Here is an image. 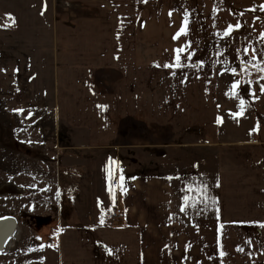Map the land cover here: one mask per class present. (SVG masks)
Instances as JSON below:
<instances>
[{
	"label": "crops",
	"instance_id": "0c3cea01",
	"mask_svg": "<svg viewBox=\"0 0 264 264\" xmlns=\"http://www.w3.org/2000/svg\"><path fill=\"white\" fill-rule=\"evenodd\" d=\"M117 1L115 54L119 64L175 66L176 50L184 49L179 54L180 66H201L200 71L192 77L167 68L163 75L150 73V80L180 81L181 87L172 89L167 83L165 89L151 90L150 102L121 103L117 142L101 137L103 132L92 126L87 144L65 146L75 152L82 148L92 152L91 187L72 186L75 193H91V207L83 217L75 202L77 196L78 200L82 197L72 196L68 211L61 206L53 219L58 222L56 233L42 234V247L33 242L29 250L9 248L23 230V222L16 216L17 234L0 250V264H20L14 255L32 259V264H45L52 257L47 248L56 246L57 264H264V118L260 115L264 112L260 88L264 79L252 80L249 90L237 91L247 97L243 111L250 113L244 135L223 130L226 123L221 112L239 110L222 108L219 98L208 103L205 85L207 65H213L209 78L217 84L218 66L264 64V0ZM69 2V11L64 12L60 5L55 10L58 30L72 33L76 39L80 19L91 18L81 26L83 32L107 31L103 17L110 4L105 0ZM77 3L81 9L76 8ZM64 16L74 24H60ZM163 18L165 23H159ZM191 18H196V25ZM92 40L85 63H95L94 50L114 48ZM75 45L61 40L57 33L55 62L81 63L63 55L71 54L65 49ZM190 80L202 81L204 86L192 90ZM216 86L210 96H218ZM191 96L196 99L191 101ZM70 113L75 126L79 125L83 119L79 106L73 105ZM73 114L81 117L76 120ZM218 118H222L219 123ZM206 145L214 146L212 158L201 152ZM98 149L123 150L126 167L117 176V185L115 176L110 187L99 184L97 167L102 154H96ZM117 206L123 208V216L115 225L110 216ZM34 216L25 218L30 221L28 226L36 220Z\"/></svg>",
	"mask_w": 264,
	"mask_h": 264
},
{
	"label": "rangeland",
	"instance_id": "374dc122",
	"mask_svg": "<svg viewBox=\"0 0 264 264\" xmlns=\"http://www.w3.org/2000/svg\"><path fill=\"white\" fill-rule=\"evenodd\" d=\"M104 3L110 4V9L104 12L103 17L107 31L83 32L84 28L81 26L85 27L91 18H82L81 26L77 28L79 32L74 39L72 33L61 32L55 26L56 8L60 5L61 10L69 11L72 6L69 0H0V216L15 215L23 222L21 235L15 238L9 247L11 250L17 251L25 247L29 250V245L33 242L36 247H42V239L39 240L41 235L51 236L56 233L58 222L53 219L61 206L63 211H68L72 196L82 197V200H78L77 196L75 202L83 217L86 209L91 207V193L85 190L75 193L72 186L91 187L92 152L86 148L77 149L75 152L65 146L87 144L92 126L103 132L101 137L113 143L117 142L121 103L126 106L134 105L135 99L150 102L151 90L165 89L167 83L172 89L181 87L180 81L150 80V73L159 76L165 74L168 69L169 72H184L192 77V74L200 71L198 68L201 66L196 65L165 67L119 64L115 54L118 41V33L115 30L118 26V1L105 0ZM76 5V8L81 9L78 3ZM9 16L14 17V24ZM61 19L62 25L72 22L68 21L66 16ZM165 21L164 18L159 19L161 24ZM191 24H197L196 18L194 21L191 18ZM205 25L208 27L207 22ZM57 33L61 40L71 45L76 44L71 47L72 51L69 47L65 49V52L68 50L71 54L63 55L72 56L68 59L73 58V63L77 60L81 63L55 62L53 51L56 52L57 49ZM92 37V43L102 41L98 45L114 48L94 50L92 60L95 63H85ZM59 50L62 51V48ZM105 53L107 54L104 55ZM90 56L91 54L88 57L92 58ZM68 59L65 58L67 61ZM212 66L207 65L206 72L207 102L219 98L222 108L225 106L229 110L237 109L240 113V102L243 100L245 104L247 97L242 93L237 94V91L249 90L252 80L260 82L264 72L259 71V68H264V64L224 68L218 66L217 84L209 78L213 74ZM189 84L192 90L202 89L204 86V82L197 80H190ZM234 84L237 85L235 88L232 87ZM215 86L219 89V97L209 95V91ZM135 91L138 92L134 97ZM224 92L226 97L223 96ZM189 99L192 101L196 98L191 96ZM73 105H78L83 112L82 122L77 126L70 113ZM221 115L226 123L224 131L231 130L236 135L245 134L250 122V113L244 110L242 115L235 118L229 111L221 112ZM260 115L264 118V112ZM73 116L76 120L81 117L76 114ZM187 131L191 132L192 129ZM200 136L204 137L203 133ZM213 147L206 145L201 148V152L211 157L215 152ZM95 152L102 154L97 167L99 184L104 183L106 187H110L112 176L123 175V168L126 167L124 152L117 149H98ZM170 152L184 153L172 149ZM14 184H19L21 188L13 187ZM33 215L34 219L50 215V219L41 224L32 220L31 226H28L30 221L25 218H31ZM62 216L68 218L64 212ZM47 251L49 254L52 252V257H48L45 264H57L58 246L47 248ZM32 255L33 253L29 254L31 257ZM13 258L15 261L17 258L16 262L20 264L23 260L25 264L33 262L32 259L26 260L27 257L21 259L14 255Z\"/></svg>",
	"mask_w": 264,
	"mask_h": 264
},
{
	"label": "water",
	"instance_id": "95a60500",
	"mask_svg": "<svg viewBox=\"0 0 264 264\" xmlns=\"http://www.w3.org/2000/svg\"><path fill=\"white\" fill-rule=\"evenodd\" d=\"M36 219V218H35ZM50 217L46 218H37L36 221L38 224L49 220ZM7 225L5 233L0 238V250L6 246V244L12 243V239L16 236L18 230L17 217L14 215H5L0 216V225Z\"/></svg>",
	"mask_w": 264,
	"mask_h": 264
},
{
	"label": "snow or ice",
	"instance_id": "6c2138e0",
	"mask_svg": "<svg viewBox=\"0 0 264 264\" xmlns=\"http://www.w3.org/2000/svg\"><path fill=\"white\" fill-rule=\"evenodd\" d=\"M9 19L12 20L13 24L15 23L14 17L9 16ZM181 31L183 32V29ZM229 31H231V27H230ZM225 35H227V33H225ZM177 36H179V34H177ZM176 51H177V57H176V65L175 66L176 67H179L180 66V63H179L180 62V55L179 54L181 52H183L184 49H177ZM165 67H173V65H165ZM233 71H235V70H233ZM259 71L264 72V68H259ZM261 78L264 79V77H261ZM238 83L239 82H237V84ZM236 86L237 85L234 84L232 87L235 88ZM261 91L264 92V85H261ZM240 103H241V111H240V113H233L232 115L234 116V118L237 117L238 115H242L243 114L244 101L241 100ZM101 107H103V106H101ZM221 120H222V118H218V121L217 122L219 123ZM121 179H123V177H121Z\"/></svg>",
	"mask_w": 264,
	"mask_h": 264
},
{
	"label": "built area",
	"instance_id": "2783aa9c",
	"mask_svg": "<svg viewBox=\"0 0 264 264\" xmlns=\"http://www.w3.org/2000/svg\"><path fill=\"white\" fill-rule=\"evenodd\" d=\"M113 183L115 185L118 184V177L115 176L113 179ZM122 216H123V208L120 206H117L114 211L113 214L110 216V223L112 224H120L122 222Z\"/></svg>",
	"mask_w": 264,
	"mask_h": 264
},
{
	"label": "bare ground",
	"instance_id": "6f19581e",
	"mask_svg": "<svg viewBox=\"0 0 264 264\" xmlns=\"http://www.w3.org/2000/svg\"><path fill=\"white\" fill-rule=\"evenodd\" d=\"M1 226V225H0ZM5 226H3V228L0 227V238L1 236L5 233V230L6 228H4Z\"/></svg>",
	"mask_w": 264,
	"mask_h": 264
}]
</instances>
